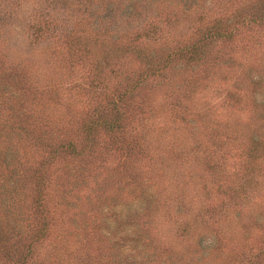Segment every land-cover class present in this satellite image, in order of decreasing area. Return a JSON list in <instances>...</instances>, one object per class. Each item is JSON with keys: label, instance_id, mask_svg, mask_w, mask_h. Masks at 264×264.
I'll use <instances>...</instances> for the list:
<instances>
[{"label": "rangeland", "instance_id": "374dc122", "mask_svg": "<svg viewBox=\"0 0 264 264\" xmlns=\"http://www.w3.org/2000/svg\"><path fill=\"white\" fill-rule=\"evenodd\" d=\"M262 104L264 0H0V264H264Z\"/></svg>", "mask_w": 264, "mask_h": 264}, {"label": "trees", "instance_id": "16d2710c", "mask_svg": "<svg viewBox=\"0 0 264 264\" xmlns=\"http://www.w3.org/2000/svg\"><path fill=\"white\" fill-rule=\"evenodd\" d=\"M242 15V14H241ZM87 17H88V22H89V28H91V27H93L94 28V26H93V24H92V22L91 21H93V19H91L90 20V16H89V14L87 15ZM220 18H217L216 20H215V27H213L212 26V24H211V26H208L207 24H205V27L207 28V29H205L206 30V32L203 34V42L202 43H204V45H206L207 44V38L208 39H211V38H213V37H216L217 35H220V37L221 36H223V35H225V36H227V37H230V36H234L235 35V33H233V30H237L238 29V27H246V26H250L251 24H253L254 22H257V19H255L254 17H246V16H242L241 17V19L239 18V16H237V18L234 20V22H233V24L235 25V27L231 30V31H228V32H226L225 34L224 33H222L221 31H220V28L221 27H219L220 26V24H222V21L223 20H219ZM86 20H87V18H86ZM76 21H78V22H81L82 21V18H81V16L80 17H77L76 19H75V21L74 22H76ZM218 23V24H217ZM108 23H100V21H99V24H98V26H100L99 27V29H100V32H102V33H107V32H110V28H109V26L107 25ZM240 24V25H239ZM237 26V27H236ZM95 30V29H94ZM116 30H118L117 28L115 29V28H113L112 29V31H116ZM68 31V27L64 30V33L66 34V32ZM60 33H61V31H60ZM73 33H75V30H70V34L69 35H72ZM111 37H113V36H111ZM204 37H205V39L206 40H204ZM200 40H198V41H201V39L202 38H199ZM206 43V44H205ZM199 49H203V47L202 46H199L198 44H195V47L194 48H191V50L192 51H190L191 53H190V55H189V58L191 59V60H193L194 62L195 61H197V62H200L201 61V59L202 58H205V57H207V54L208 53H206V54H204V55H202V56H200V55H197V53H198V51H199ZM202 52V51H201ZM196 56V57H195ZM262 105H264V104H262ZM118 113L117 114H119L120 116L118 117V119H116V120H114V121H108L107 119H105V118H100L99 120H98V124L99 125H102V126H104L105 128H107V130H109V131H113V130H119L120 129V127L122 126L121 125V120H122V118H123V115H125V113L123 112H119V110L118 109H115ZM91 129L92 128H90V127H87L86 128V131H88V134H89V138H90V140L92 141V137H91V133H90V131H91ZM83 152V151H82ZM67 153H69V154H73V155H80V151L77 149V148H75L73 145H71L70 147H69V150H67ZM182 157H185V155H183ZM50 163H52V161L50 160L49 161ZM34 180H35V182H34V184H35V186H36V190L38 191V187H37V180H38V178L35 176L34 177ZM13 183H12V188H13ZM38 193H39V191H38ZM39 196V195H38ZM41 197V195L39 196V197H37V200H39V198ZM10 199H11V197H9ZM14 198V197H13ZM152 198H154L155 199V195L154 194H151V198H150V196H148L147 195V198L146 199H144V198H142V197H139L138 198V201H137V203L136 204H134L133 205V210L134 211H136V213H137V215L138 216H141V215H143L144 213H145V211L147 210L146 208H145V206L148 204V202L151 204L153 201H154V199H152ZM6 199H3V198H1L0 199V201H2V202H4ZM16 199L14 198V200L13 201H15ZM151 201V202H150ZM126 208H130V207H126ZM118 213H120V215H122V218H120V220H125V217L127 216V215H131V216H133V214H131V212L130 211H125V209H124V207H122V209H118ZM141 214V215H140ZM118 215L116 214V216L115 217H106V225H107V228H106V230L103 232V234L104 235H106V236H110L111 235V233L113 234V231L115 230V229H118V227H120L119 225H120V223L118 222V224L116 223V221H118L119 220V218L117 217ZM137 216V217H138ZM258 217H256V219H257ZM14 220V219H13ZM15 221V223H13L12 224V229H13V231H15V230H17V232H19V231H21L22 229H21V225H18L16 222H17V219H15L14 220ZM127 222V221H126ZM128 223V222H127ZM133 223H134V221H133ZM42 225L41 226H39V228L38 229H36L35 231H34V236L37 238L36 240H37V242L40 240V239H45L46 237H47V235L49 234V232H50V222L48 221V220H43L42 221V223H41ZM140 229H141V227L139 228V227H133V228H131V229H128V227L127 228H123V229H121L122 231V234L121 235H119V239L122 241L123 240V242L121 243V246L118 248V256L121 258V259H123L124 257H130V256H132V253H134V251H135V248L136 249H138V248H140V246H142V245H139L138 244V242H136V241H134V238H132V237H128V236H130V235H136V234H141V232H140ZM190 231L188 230V231H186V233H189ZM48 233V234H47ZM120 236L122 237V238H120ZM126 236V237H125ZM113 237V236H112ZM143 238V236L141 237V239ZM106 239H107V237H106ZM55 247V246H54ZM64 248H65V245H64ZM67 248V247H66ZM37 250V247H33V249H32V251H36ZM56 253H57V251H56ZM60 257H58V259H59ZM133 258H135V254L132 256V259ZM127 259V258H126ZM27 264V263H26Z\"/></svg>", "mask_w": 264, "mask_h": 264}]
</instances>
